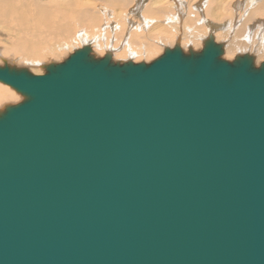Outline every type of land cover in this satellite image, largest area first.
Segmentation results:
<instances>
[{
  "label": "water",
  "instance_id": "95a60500",
  "mask_svg": "<svg viewBox=\"0 0 264 264\" xmlns=\"http://www.w3.org/2000/svg\"><path fill=\"white\" fill-rule=\"evenodd\" d=\"M90 52L0 66V264H264V61Z\"/></svg>",
  "mask_w": 264,
  "mask_h": 264
},
{
  "label": "bare ground",
  "instance_id": "6f19581e",
  "mask_svg": "<svg viewBox=\"0 0 264 264\" xmlns=\"http://www.w3.org/2000/svg\"><path fill=\"white\" fill-rule=\"evenodd\" d=\"M180 5H183L185 12L188 13L183 19L187 26L182 25L184 16ZM141 7L144 9L142 13L144 16L137 17ZM110 11L115 12V15L108 17ZM145 16H150L151 19L154 17L161 24L166 22L169 25L171 23L176 25V28L173 27L176 29L174 35H166L172 39V48L179 44L178 46L185 52L184 40L189 41L188 46H197L196 35L203 31L207 32V37L208 35L213 37L212 33L217 29H214L216 22L221 23L218 25L221 29L214 34V41L216 43L224 39L229 41L226 46H222L223 54L225 52V55H228V51L232 49L242 53L237 56L244 54L251 56L256 66L264 61V0H0V62H5L9 66L34 69L27 61L44 60L48 55H55L57 50H61L75 38L87 43L86 36L94 34L97 29L99 38H104L108 26L114 25V20L125 23L123 26L127 25L129 32L126 31L124 40L133 44L139 36L134 34L133 24L137 22L133 23V18H140L141 24L147 26L148 20ZM157 25L154 24L156 29H160L161 26L158 25L160 27L158 28ZM165 27L163 28L167 29L168 26ZM186 28L187 31H184ZM151 36H153L151 33L145 32L141 34V39H150ZM151 48L149 44L144 50L153 51ZM110 49V46L106 49L109 55L112 53ZM189 50L191 49L189 48L188 52ZM223 54L221 58L225 59ZM13 90L9 85L0 82V108L3 109L8 102L17 98L20 99L17 101L22 100L19 93L16 94ZM10 104H16V101Z\"/></svg>",
  "mask_w": 264,
  "mask_h": 264
},
{
  "label": "rangeland",
  "instance_id": "374dc122",
  "mask_svg": "<svg viewBox=\"0 0 264 264\" xmlns=\"http://www.w3.org/2000/svg\"><path fill=\"white\" fill-rule=\"evenodd\" d=\"M181 6V5H180ZM183 6V5H182ZM180 7V8H182V10H181V12H182V15L184 16V17H182V25L184 26H187L186 25V23H185V21H183V19L184 18H186L187 17V14L188 13H186L185 12V9L183 8V7ZM142 8V7H141ZM141 10H142V12H141ZM143 11H144V9L142 8V9H139L138 10V16L137 17H139V16H142L143 14ZM141 13V15H139ZM113 15H115V12H113V11H110V14H108V17H112ZM144 16V15H143ZM142 16V17H143ZM186 16V17H185ZM146 18H147V20H148V24L150 23V25L148 26V24H147V26H144V25H142L141 23V21H140V18H133V23H135V22H137V23H135V24H133V26L135 27H133V29L135 30V33L134 34H136V35H139L138 36V38H137V40H136V43L135 42H133V44H131V42H125V40H124V37H125V35H126V31L127 32H129V28H127V25L126 26H123V25H125V23H123V22H121V21H118V20H114L113 21V23H114V25L113 26H108V28H107V30H106V32H105V37L104 38H99V35H98V32H99V29H97V31H95V33L94 34H89V35H87L86 37V40H88V42L87 43H85L83 40H81L80 38H75L74 39V41H71V42H69V43H67V45H65V47H63L61 50H57L58 52H57V54H55V55H48V56H46V58H44V60L43 59H40V60H29V61H27V63H29V66L30 67H33L34 69H29V68H27V67H25V68H27L31 73H33V74H40V72L42 73V72H44V67H45V65H47V64H49V63H59V62H62L64 59H66L71 53H73L74 52V50H76V49H78V48H81V47H83V46H85V45H87V46H89L90 48H91V52H90V54L92 55V56H94L95 58H101V57H103L105 54H109V53H107V51H106V49H108L109 48V46H110V50H112V53H110V55H111V59H112V61H114V62H116V61H119L120 63H122V62H126V61H132V62H134V63H138V62H145V63H149V62H151L152 60H154V59H156L157 57H159L161 54H163V52H164V50L166 49V48H172L171 47V40L172 39H169V38H167L166 37V35L167 36H169V35H174V33L176 32V25H172V23L169 25V23H166V22H163L162 24L161 23H158L159 21L158 20H155V18L154 17H152V19L150 18V16H145ZM131 18V17H130ZM132 19V18H131ZM135 19V20H134ZM152 21H154V22H152ZM113 23H111V24H113ZM155 24V26L158 24L159 26H161V28L160 27H158V25H157V27L158 28H160V29H156V27L154 26V24ZM119 24V25H118ZM121 24H122V26H121ZM140 24H141V26H140ZM153 24V25H152ZM176 24V23H175ZM216 24V25H215ZM215 27H214V29L215 28H217V29H215L214 31H213V37H214V34L215 33H217V32H219L220 31V29L221 28H219L220 26H218V25H221V23H216L215 22ZM138 25V26H137ZM204 25H206V23L204 24ZM121 26V27H120ZM153 26V27H152ZM165 27V26H168L167 27V29H165V28H163V27ZM155 27V28H154ZM173 27H175V28H173ZM181 27V26H180ZM115 28V29H114ZM125 28V29H124ZM137 28V29H136ZM150 28H152V29H150ZM171 28V29H170ZM77 29H79V30H81L80 28H77ZM133 29H131V31L133 30ZM150 31H149V30ZM113 30H114V32H113ZM133 30V31H134ZM154 30H155V32H154ZM159 30V31H158ZM161 30V31H160ZM213 30V29H212ZM120 31V32H119ZM170 31V32H169ZM184 31H187V28L184 30ZM145 32H148V33H151V35H153V36H151L150 37V39H146V40H144V39H141L142 37H141V34H143V33H145ZM164 32V33H163ZM109 33V34H108ZM121 33V34H120ZM197 32H194V34H196ZM107 34V35H106ZM132 34H133V32H132ZM156 34H158V36L161 38H159L158 36H155ZM164 34V35H163ZM101 35V34H100ZM122 35V36H121ZM162 36V37H161ZM156 37V38H155ZM182 36H180V41L182 40V38H181ZM206 37H207V32L205 33L204 31L200 34V35H196V45L197 46H188L187 44L189 43V41L188 40H184L183 41V46L185 45V47H186V53L188 52V49L190 48L192 51H200L201 50V48H202V45H203V41L206 39ZM166 38V39H165ZM77 39V40H76ZM163 39V40H162ZM153 40V41H152ZM162 42H161V41ZM165 40H167V41H165ZM144 43H143V42ZM166 42V44L164 43V42ZM188 41V42H187ZM168 42V43H167ZM182 42V41H181ZM187 42V43H186ZM228 40H226V39H224V40H222V41H220V40H218V43H224L222 46H226L227 44H228ZM130 43V44H129ZM138 43V44H137ZM162 43V44H161ZM175 43V42H174ZM185 43V44H184ZM254 43H255V41H254ZM149 44H151V46H152V48H151V50H153V51H150V52H147L146 50H144V49H146V47H147V45H149ZM75 45V46H74ZM92 45V46H91ZM179 45V44H178ZM201 45V46H200ZM100 46V47H99ZM143 46H145V47H143ZM188 46V47H187ZM99 47V48H98ZM108 47V48H107ZM198 47V48H197ZM231 48V47H230ZM93 50V51H92ZM232 50V49H231ZM229 50L228 51V55H225V52H224V54H223V58H225V60H227V61H231V60H233L237 55H239V54H242V53H237V52H235L234 50ZM68 51V52H67ZM70 51V52H69ZM99 52V53H98ZM106 52V53H105ZM147 52V53H146ZM49 56H51V57H49ZM55 57V58H54ZM15 59H17V58H15ZM17 60H19V59H17ZM42 62V63H41ZM43 62H45L44 64H43ZM0 63H2V61L0 62ZM41 63V64H40ZM2 64H5V62H3ZM1 64V65H2ZM7 64V63H6ZM43 64V65H42ZM256 66V65H255ZM36 68V69H35ZM34 71H35V73H34ZM39 72V73H38ZM14 92H16L15 90H13ZM16 94H18L17 92H16ZM15 94V95H16ZM19 95V98H20V94H18ZM17 96V95H16ZM15 96V97H16ZM21 98H22V96H21ZM18 99V98H17ZM17 99L16 100H12V101H10V103H13V102H15L16 101V103L17 102H20V101H17ZM18 100H20V99H18ZM9 102H8V104L7 105H9L10 104ZM1 110H2V108H0Z\"/></svg>",
  "mask_w": 264,
  "mask_h": 264
}]
</instances>
